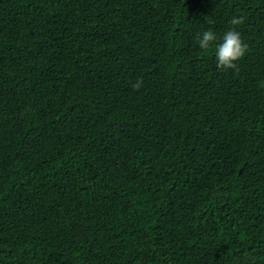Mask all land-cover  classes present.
I'll list each match as a JSON object with an SVG mask.
<instances>
[{
  "label": "trees",
  "instance_id": "16d2710c",
  "mask_svg": "<svg viewBox=\"0 0 264 264\" xmlns=\"http://www.w3.org/2000/svg\"><path fill=\"white\" fill-rule=\"evenodd\" d=\"M0 264H264V0H0Z\"/></svg>",
  "mask_w": 264,
  "mask_h": 264
},
{
  "label": "clouds",
  "instance_id": "9594fccd",
  "mask_svg": "<svg viewBox=\"0 0 264 264\" xmlns=\"http://www.w3.org/2000/svg\"><path fill=\"white\" fill-rule=\"evenodd\" d=\"M243 22V17H234L230 21L233 28L223 35L222 42L215 47L216 65L217 68L222 71H238L236 62L243 58L248 51V45L242 41L240 33L235 30V26H239L243 24ZM216 40L217 36L213 31H204L198 41L199 48L203 51H208ZM142 83V80L138 79L133 85V88L139 89L142 86Z\"/></svg>",
  "mask_w": 264,
  "mask_h": 264
}]
</instances>
